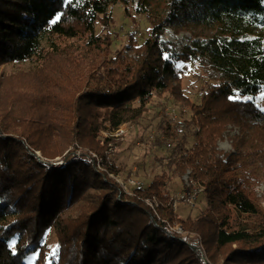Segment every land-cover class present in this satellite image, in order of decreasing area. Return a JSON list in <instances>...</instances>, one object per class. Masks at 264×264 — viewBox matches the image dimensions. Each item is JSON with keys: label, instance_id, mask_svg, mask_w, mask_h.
<instances>
[{"label": "trees", "instance_id": "1", "mask_svg": "<svg viewBox=\"0 0 264 264\" xmlns=\"http://www.w3.org/2000/svg\"><path fill=\"white\" fill-rule=\"evenodd\" d=\"M131 2L0 0V264L32 255L44 264L49 231L51 264H206L198 248L208 264H264L255 192L264 182V113L255 105L264 93V0H138L147 37L137 44L130 35L113 55L111 8ZM167 29L188 34L185 44L164 42ZM188 62L199 71L196 102L179 68ZM30 63L37 74L17 86L20 72L6 70ZM164 96L190 116L175 115L173 125L165 110L178 111L162 106L151 145L170 151L165 171L129 196L110 177L120 176L112 157L128 134H99L138 127ZM230 125L239 131L233 152L218 147ZM74 143L86 151L65 170L27 155L53 159ZM187 172L205 210L181 219L166 187ZM173 222L185 235L170 230Z\"/></svg>", "mask_w": 264, "mask_h": 264}, {"label": "rangeland", "instance_id": "2", "mask_svg": "<svg viewBox=\"0 0 264 264\" xmlns=\"http://www.w3.org/2000/svg\"><path fill=\"white\" fill-rule=\"evenodd\" d=\"M68 1V0H67ZM137 1L138 0H132V2L128 5L127 9L125 6L121 4H117L111 8V14H112V36H113V45L111 47L112 54H116L118 51H120L128 41V38L130 35H133L134 40L137 42V44H141L144 39L147 37V29L148 24L145 20V17L142 15H139L135 12V9L137 7ZM126 9V11L124 10ZM188 37V34L180 33L178 35H175L171 29H167L161 39L164 42L172 43L176 41L182 40L183 44H185V37ZM180 71L183 76V85L186 92V95L189 99L196 102L198 101V93L200 92L201 82L198 80V74L199 71L195 65L192 63H184L179 65ZM10 72V75L14 76L15 74H18L20 72L18 77V84L17 86L23 87V83L27 82L28 79L34 77L31 74H37L36 70H34L33 63L30 64H21V65H15L12 68H8L6 70V73ZM255 105L256 107L261 110L264 113V93H261L256 96L255 98ZM162 106L165 107H173L178 111V118L180 120H183L185 118H188L190 116V112L187 110L186 107L180 106L173 102L171 98L168 96H164L162 99H155L153 102L148 106V113L143 117V119L140 121V125L137 127L135 126H128V135L123 139L120 146L115 147V155H113L112 159L116 161V165L121 169L120 177L124 178L128 176L127 171L129 170H135L136 178L142 180L145 182V184L149 183L152 178L156 175H159L163 171H165L164 164L166 162V158L169 155V150L166 148V146L163 147H153L151 145L153 138H155L156 131L155 126L160 120V112ZM171 116V115H169ZM173 118L169 119L173 125L177 126V119L175 114L172 115ZM175 118V119H174ZM126 126V125H125ZM127 127V126H126ZM105 131V130H104ZM148 138L152 137L149 141H142L146 134ZM103 131L100 132V136L103 135ZM239 134L238 128L233 126H227V132L225 133V136L223 139L219 140L218 147L221 148V150H225L229 146H231L232 150V143H231V137L236 136ZM122 139V138H120ZM56 146L59 147L60 140L55 139ZM26 148H30L26 146ZM114 150V148H113ZM229 150H231L229 148ZM30 156H33L34 158H37L39 161H41L37 156L43 155L39 150H34L31 152V149L28 150ZM86 150L82 149L79 145L73 144L64 154L66 153H77L82 155ZM88 151V150H87ZM231 152V151H230ZM233 152V151H232ZM87 153V152H86ZM63 154V155H64ZM62 155V156H63ZM115 156V157H114ZM59 157V156H58ZM44 163L51 164L53 159H49L46 157ZM56 158V157H55ZM78 162L76 160L66 162L60 169L57 167L50 165L51 167H54L56 170H65L68 166V164ZM96 170L98 172L102 171L99 166L95 165ZM103 172V171H102ZM130 172V171H129ZM189 175L187 172L182 178L179 179H173L170 181L166 187V194L168 196V200L170 199L171 195H176L179 193H183L186 186L184 180V177ZM188 180L189 177H188ZM255 192L257 194V197L260 199L262 207L264 208V182L260 183L256 188ZM152 202V201H151ZM155 204V201H153ZM173 213L183 219L187 216L195 217L199 213H201L203 210H205V201L203 198H198L197 203L193 207H187L184 204H179L176 206V208L173 206V204L170 202ZM155 207V205H154ZM174 223V222H173ZM172 232H174L175 235H185L184 230L180 227L178 223H174V225L169 227ZM196 239L194 236H190L188 241L190 243H195ZM197 242V247L199 246ZM44 244L47 247V258L44 264H51L50 257L55 255V238L51 231L47 232L44 238ZM201 250V248H198ZM197 251V250H196ZM198 252V251H197ZM200 255L201 260L207 263L206 254L205 251L202 250L201 253L198 252ZM203 255V258L201 256ZM36 255L30 256L26 263L27 264H34L36 260ZM219 262H221L219 260Z\"/></svg>", "mask_w": 264, "mask_h": 264}, {"label": "built area", "instance_id": "3", "mask_svg": "<svg viewBox=\"0 0 264 264\" xmlns=\"http://www.w3.org/2000/svg\"><path fill=\"white\" fill-rule=\"evenodd\" d=\"M167 113L171 114V115H178L177 113H175L174 110L172 109H166L165 110ZM128 127H126L125 125L119 127L118 129H116L113 132H109V131H103V137H114V138H122L123 136H125L128 133ZM229 148L231 150H229ZM221 149V148H219ZM113 152V148L111 150ZM224 151H233L231 146H229L228 148H226ZM85 153V152H84ZM83 153V154H84ZM82 155L75 153H66L63 156H59L54 158V160H52L51 164L52 166H54L55 168H60L62 167V165H64L66 162H70L73 160H76L77 162L80 161V159L82 158ZM89 157H91V159H93L96 163L97 166L101 168V158L93 152H88L87 154ZM41 162L42 160H45V158H43L41 155L37 156ZM44 162V161H43ZM111 178H114L115 181L121 186V188L123 189V191L129 195L132 196V189L136 188V187H140L143 185L142 180H140L139 178L137 179L134 175L130 174L126 177H120V176H113L110 175ZM186 184V186L184 185L185 189L183 191V193H179L176 195H171L170 197V202L173 204V206L176 208L177 205L184 204L187 207H193L195 206V203L197 202L200 194L202 193V188L200 186H197L196 184H194L192 181L188 180L187 175L184 177L183 180ZM198 251L201 253L202 250L198 249ZM202 258L203 255L201 254Z\"/></svg>", "mask_w": 264, "mask_h": 264}, {"label": "snow or ice", "instance_id": "4", "mask_svg": "<svg viewBox=\"0 0 264 264\" xmlns=\"http://www.w3.org/2000/svg\"><path fill=\"white\" fill-rule=\"evenodd\" d=\"M58 18H59V17H58ZM58 18H57V19H58Z\"/></svg>", "mask_w": 264, "mask_h": 264}]
</instances>
